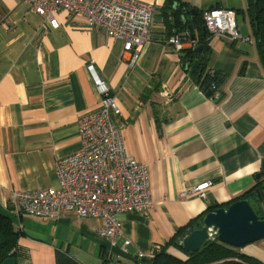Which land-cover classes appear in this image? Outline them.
Masks as SVG:
<instances>
[{"label": "crops", "instance_id": "0c3cea01", "mask_svg": "<svg viewBox=\"0 0 264 264\" xmlns=\"http://www.w3.org/2000/svg\"><path fill=\"white\" fill-rule=\"evenodd\" d=\"M141 1L156 12L149 43L129 66L122 41L91 28L83 16L60 10L54 29L23 0H0V214L19 232L16 264H55L57 252L80 264H139V252L167 243L208 205L226 206L256 183L264 158V67L256 43L209 40L207 67L228 74L217 101L185 70L183 51L167 42L184 32L163 9L167 0ZM181 1L199 11L235 10L239 32L254 38L246 0ZM193 32L197 45L203 33ZM90 64L115 94L120 113L111 119L127 154L148 167L153 200L145 211L122 215L114 247L97 233V218L28 217L10 201L12 191L58 186L55 161L79 147L77 120L100 99ZM208 179L206 198L180 197ZM125 238L131 242L122 251ZM239 250L264 261V239Z\"/></svg>", "mask_w": 264, "mask_h": 264}, {"label": "built area", "instance_id": "2783aa9c", "mask_svg": "<svg viewBox=\"0 0 264 264\" xmlns=\"http://www.w3.org/2000/svg\"><path fill=\"white\" fill-rule=\"evenodd\" d=\"M28 9L42 16L45 27L57 28L56 13L64 10L81 15L93 29L122 41V55L127 54V63L134 66L140 60L151 39L156 7L141 0H23ZM208 34L207 40L219 36L229 41H246L237 28L235 10L226 7H209L201 14ZM188 31L174 32L167 42L176 50L184 49L194 40ZM253 40V39H252ZM100 99L96 108L84 112L77 120L79 147L55 161L54 173L57 187L17 190L10 194L14 210L23 216L59 219L65 213H75L81 218H97V233L111 247L123 234L122 215L142 212L153 205L149 187L148 167L127 154L121 129L111 115H118L120 108L115 94L99 79L93 66L87 65ZM213 93V98L218 97ZM165 99L170 100L168 93ZM211 180L199 181L183 189L181 198L196 196L206 198ZM125 238L121 250L130 243ZM150 253H138L146 258Z\"/></svg>", "mask_w": 264, "mask_h": 264}, {"label": "trees", "instance_id": "16d2710c", "mask_svg": "<svg viewBox=\"0 0 264 264\" xmlns=\"http://www.w3.org/2000/svg\"><path fill=\"white\" fill-rule=\"evenodd\" d=\"M246 3L249 24L254 35L261 65L264 67V0H246ZM163 9L170 10L173 18L172 20L174 24L179 27V30L185 31L187 24L191 23L190 16H186L185 24L181 21V14L185 9L195 10L197 12V23L200 26H204L201 17L202 10L199 11L191 7L187 2L181 0H167ZM205 33V36L201 34L197 39V44H203L202 51L200 53H195L193 50L194 47L184 48L182 50L181 60L184 67L186 61H190L187 70H190L191 78L204 92L210 88L214 89V91H219V98L217 100L219 101L223 96L221 87L228 74L219 70H211L207 67L208 34L206 29ZM262 181H264V179H262ZM262 181L255 183L253 187L244 191L235 199L250 198L256 187L264 185ZM220 206L221 205L218 204L208 205L203 213L190 220L186 225L180 227L177 234L167 241V243L154 246L150 251V256L140 258L139 264H264V261L249 256L241 252L239 248L229 246L218 240L206 243L200 250L194 253L185 252L177 246L175 239L183 229L188 226L196 225L197 220L200 219L204 213L212 211ZM18 236L19 232L14 229L10 217L5 214H0V264L9 256L16 257ZM55 264L80 263L65 253L57 252ZM102 264H106V260H104Z\"/></svg>", "mask_w": 264, "mask_h": 264}, {"label": "water", "instance_id": "95a60500", "mask_svg": "<svg viewBox=\"0 0 264 264\" xmlns=\"http://www.w3.org/2000/svg\"><path fill=\"white\" fill-rule=\"evenodd\" d=\"M196 14L193 9H185L181 14L183 24L186 23V16H190L191 23L187 24L186 31L191 40H195L194 27H200L203 35L206 34L204 26L197 23ZM202 49L203 44H197L193 50L195 53H200ZM189 62L187 60L185 63V70L188 69ZM214 92V89L210 88L205 91V95L212 96ZM218 98L219 95L215 99ZM262 179H264V158L261 161V171L255 174L256 183L261 182ZM261 239H264V185L256 187L250 198L235 199L226 206L204 213L197 220L196 225L183 229L177 235L175 242L183 251L194 253L214 240L241 249ZM1 264H16V258L9 256Z\"/></svg>", "mask_w": 264, "mask_h": 264}, {"label": "rangeland", "instance_id": "374dc122", "mask_svg": "<svg viewBox=\"0 0 264 264\" xmlns=\"http://www.w3.org/2000/svg\"><path fill=\"white\" fill-rule=\"evenodd\" d=\"M239 21H240V19H239ZM243 32H245V29H243ZM250 35V39H251V44H255V39L252 37V33L250 32V31H247ZM253 39V40H252Z\"/></svg>", "mask_w": 264, "mask_h": 264}]
</instances>
